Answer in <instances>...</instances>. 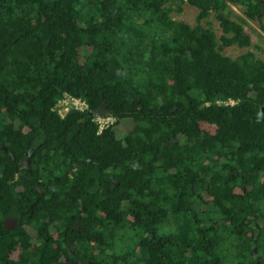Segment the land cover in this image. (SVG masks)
<instances>
[{
	"label": "trees",
	"instance_id": "16d2710c",
	"mask_svg": "<svg viewBox=\"0 0 264 264\" xmlns=\"http://www.w3.org/2000/svg\"><path fill=\"white\" fill-rule=\"evenodd\" d=\"M263 18L0 0V264H264V61L222 53ZM65 94L86 108L59 115Z\"/></svg>",
	"mask_w": 264,
	"mask_h": 264
},
{
	"label": "rangeland",
	"instance_id": "374dc122",
	"mask_svg": "<svg viewBox=\"0 0 264 264\" xmlns=\"http://www.w3.org/2000/svg\"><path fill=\"white\" fill-rule=\"evenodd\" d=\"M231 10L237 16H244L243 8L240 6H231ZM197 14L198 10L196 8L184 4L182 6V12L172 13V17L176 21H182L193 26L196 23ZM208 22L211 23L210 27L215 32L217 38H219L221 35V30L218 22L213 18V15L209 18ZM201 23L202 25L206 26L205 21H202ZM261 24H264V18L260 23L248 20L247 25L244 26V31L250 37L251 46L248 48H239L237 46H232L223 50V55L229 56L234 59L250 51L254 53L257 58L264 61V32L261 29Z\"/></svg>",
	"mask_w": 264,
	"mask_h": 264
},
{
	"label": "built area",
	"instance_id": "2783aa9c",
	"mask_svg": "<svg viewBox=\"0 0 264 264\" xmlns=\"http://www.w3.org/2000/svg\"><path fill=\"white\" fill-rule=\"evenodd\" d=\"M230 104H233V102H230ZM71 108L81 111L86 108V105L81 100L75 99L72 96L65 94L56 103L54 109L59 115L63 116ZM97 122L99 124V129L102 130L103 128H106L108 125H110L113 122V119L112 118H98Z\"/></svg>",
	"mask_w": 264,
	"mask_h": 264
},
{
	"label": "flooded vegetation",
	"instance_id": "af4514ba",
	"mask_svg": "<svg viewBox=\"0 0 264 264\" xmlns=\"http://www.w3.org/2000/svg\"><path fill=\"white\" fill-rule=\"evenodd\" d=\"M7 221H9V223H7ZM6 225L9 226V227H13L14 224H15V221L14 220H6Z\"/></svg>",
	"mask_w": 264,
	"mask_h": 264
},
{
	"label": "water",
	"instance_id": "95a60500",
	"mask_svg": "<svg viewBox=\"0 0 264 264\" xmlns=\"http://www.w3.org/2000/svg\"><path fill=\"white\" fill-rule=\"evenodd\" d=\"M261 111H262V109H261ZM7 223H9V221H7ZM7 223H6V224H7ZM6 227H8V226H6Z\"/></svg>",
	"mask_w": 264,
	"mask_h": 264
},
{
	"label": "clouds",
	"instance_id": "9594fccd",
	"mask_svg": "<svg viewBox=\"0 0 264 264\" xmlns=\"http://www.w3.org/2000/svg\"><path fill=\"white\" fill-rule=\"evenodd\" d=\"M119 74V73H118Z\"/></svg>",
	"mask_w": 264,
	"mask_h": 264
}]
</instances>
